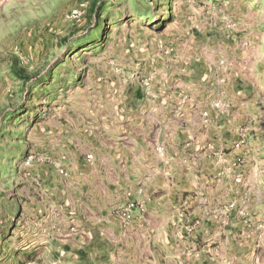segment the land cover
I'll return each instance as SVG.
<instances>
[{
  "label": "rangeland",
  "instance_id": "374dc122",
  "mask_svg": "<svg viewBox=\"0 0 264 264\" xmlns=\"http://www.w3.org/2000/svg\"><path fill=\"white\" fill-rule=\"evenodd\" d=\"M0 264H264V0H0Z\"/></svg>",
  "mask_w": 264,
  "mask_h": 264
}]
</instances>
